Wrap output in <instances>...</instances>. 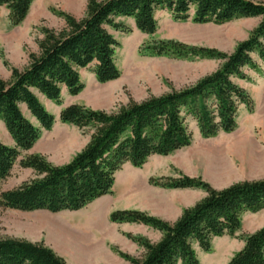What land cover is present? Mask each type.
Masks as SVG:
<instances>
[{"label": "rangeland", "instance_id": "1", "mask_svg": "<svg viewBox=\"0 0 264 264\" xmlns=\"http://www.w3.org/2000/svg\"><path fill=\"white\" fill-rule=\"evenodd\" d=\"M103 1L12 0L0 6V80L10 82L16 71L23 72L32 57L40 55L49 35H64L72 22L87 17L90 4ZM242 1L249 12L244 13V8L234 11L233 19H223L221 12L202 13L201 3L186 8V0L171 8L156 7L155 24L147 29L141 28L135 17H116L106 28L118 44L114 62L119 77L102 82L94 65L75 67L82 85L78 94L63 85L60 99L53 100L33 89L54 122L44 127L25 102L20 104L24 118L39 136L31 150H21L19 161L39 155L53 166H65L87 146L92 128L80 129L60 119L61 112L71 105L111 114L130 102L188 89L217 72L225 63L219 55H232L264 24V0ZM251 10H257L258 15H249ZM258 43L251 53L254 65H246L232 78L252 101L249 107L240 106L232 132L204 137L189 114V146L166 157L152 156L141 167L125 164L115 175L112 193L80 211L26 213L0 207V240L43 245L66 264H130L131 259L143 256L144 243L159 242L163 233L144 223L114 222L113 214L139 212L172 225L207 196L202 187H168L173 181L189 177L224 190L240 182L264 180V58L259 55L264 51V38ZM0 141L16 147L2 118ZM19 161L11 176L0 183V193L37 178L34 170L21 168ZM262 234L264 207L245 212L240 230L234 236L214 238L209 252L196 243L193 247L199 264H230L249 252L251 241Z\"/></svg>", "mask_w": 264, "mask_h": 264}, {"label": "trees", "instance_id": "2", "mask_svg": "<svg viewBox=\"0 0 264 264\" xmlns=\"http://www.w3.org/2000/svg\"><path fill=\"white\" fill-rule=\"evenodd\" d=\"M11 1L0 0V6ZM182 1L105 0L92 3L87 17L72 22L64 35H49L41 45L40 55L32 57L23 72L16 71L10 82L0 80V118L16 139L15 148L0 141V183L11 176L21 150H31L38 140V130L24 118L20 104L25 102L44 127L54 122V117L43 108L32 90L53 100L60 99L63 85L78 94L82 85L75 67L94 65L102 82L118 78L114 62L118 44L106 27L113 25L114 19L120 16L137 18L143 29L153 27L156 7L171 8ZM191 3H201L202 13L221 12L223 19H233L234 11L243 8L244 13L249 12L242 0H186L185 7ZM255 11L251 10L249 15H258ZM21 21L22 17L18 22ZM261 38H264V24L232 55H219L225 63L217 72L188 89L152 96L141 103L130 102L111 114L80 105L65 108L60 115L63 123L74 124L80 129L92 128L89 143L65 166H53L39 155L19 161L21 168L34 170L37 178L1 192L0 207L26 213L80 211L112 193L115 175L125 164L141 167L152 156L166 157L189 146L192 139L187 125L189 114L197 121L204 137L232 132L240 106L252 105L247 92L234 84L232 78L246 65H254L251 53L257 50ZM259 55L264 58V51ZM168 187H202L207 196L185 210L172 225L139 212L113 214L111 220L114 222L144 223L163 233L159 242L144 243L143 256L128 259L130 264H199L194 243L209 252L214 238L234 236L240 230L245 212H257L264 207V180L240 182L224 190H215L200 179L182 177ZM248 250L230 264H264V234L254 238ZM0 264L66 262L43 245L7 239L0 240Z\"/></svg>", "mask_w": 264, "mask_h": 264}]
</instances>
